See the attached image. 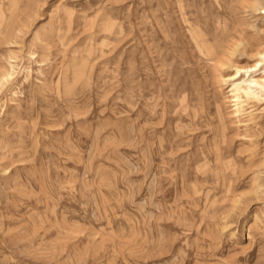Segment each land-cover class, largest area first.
<instances>
[{"label":"rangeland","instance_id":"rangeland-1","mask_svg":"<svg viewBox=\"0 0 264 264\" xmlns=\"http://www.w3.org/2000/svg\"><path fill=\"white\" fill-rule=\"evenodd\" d=\"M262 12L0 0V264H264Z\"/></svg>","mask_w":264,"mask_h":264},{"label":"bare ground","instance_id":"bare-ground-1","mask_svg":"<svg viewBox=\"0 0 264 264\" xmlns=\"http://www.w3.org/2000/svg\"><path fill=\"white\" fill-rule=\"evenodd\" d=\"M262 14H264V12H262ZM256 37L253 38L248 36H238V40H245V43H243L242 45V48L244 50L247 51L249 49H254L255 62L246 71L242 68H236L235 72L230 75V80L233 81V90L236 92V100L240 98V95L246 97L247 99L250 97H255L256 95H258L259 92L264 91V76H262L260 79H257L253 78V76L250 75L256 70L262 69L264 71V48L259 45V42H256ZM248 72H250L248 77L246 79L243 78L242 73ZM257 89H259V91H257Z\"/></svg>","mask_w":264,"mask_h":264}]
</instances>
